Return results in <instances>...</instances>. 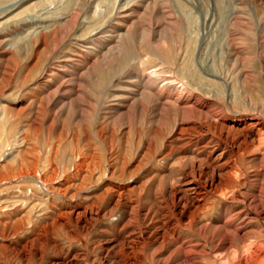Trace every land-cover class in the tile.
Returning a JSON list of instances; mask_svg holds the SVG:
<instances>
[{"label":"rangeland","instance_id":"obj_1","mask_svg":"<svg viewBox=\"0 0 264 264\" xmlns=\"http://www.w3.org/2000/svg\"><path fill=\"white\" fill-rule=\"evenodd\" d=\"M77 1L60 0L58 9L51 5L47 10L71 18L79 9ZM179 1L193 17L190 25L182 27L175 21L165 27V35H160L156 30L161 28L159 21L157 25L144 24L141 30L136 29L137 35L122 49L120 57L117 51L111 53L114 59L104 55L110 51L108 47L89 59L93 69L90 74L82 70L71 75L67 69L76 53L82 52L81 46L93 42L90 30L87 37L73 31L68 42L67 38L58 39L55 46L44 38L52 33L47 29L30 47L24 44L23 49L7 52L0 47V264H175L179 257L170 254L175 239L188 244L185 247L196 242L191 246L193 250H204L203 258L194 255L195 260H202L199 264H217L207 246L208 239L195 230H202L204 222L217 224L226 205L241 209L242 200L248 202L259 187L264 189V139L260 143L255 140L253 145L247 140V146L240 144L241 138L235 142L226 127L218 126H228L226 120L216 115L220 109L226 113L233 109L264 122V0L241 7L235 0ZM235 6L244 14L235 11ZM166 7L164 10H168ZM84 9L80 11L83 18L87 7ZM3 10L0 8V40L7 32L20 29L22 22L33 24L47 12L45 8L28 9L18 16L19 10L2 13ZM115 12L116 8L107 14ZM237 15L245 16L241 24L240 19H235ZM130 24L122 26L121 32L136 26ZM133 60L139 71L153 70L159 80L154 84L160 85L164 78V85L182 82L193 97L191 101L217 107L216 113L212 112L215 115L208 114L205 108H184L185 96L172 99L171 104H161L162 108H157L150 98L110 106L114 104L111 97L120 93L114 81L122 69L126 73L131 70ZM139 61L145 66L139 68ZM256 133H264V123ZM200 140L212 144L217 141L232 153L231 179L239 184L234 187L235 196L228 193L227 199L210 190L220 173L212 163L197 161L191 169L187 162L191 155L187 150L191 148L186 147ZM10 158L14 166L7 161ZM156 158H163V162L158 164ZM177 159L187 162L185 168ZM155 168L160 178H152ZM183 169L199 175V180L204 181H200L202 186L209 188L204 200L210 210H194L190 200L177 193L179 187L171 180L177 181L176 174ZM263 193L264 190L256 197L260 199L258 209L264 213ZM234 197L241 202H232L230 198ZM189 213L196 214L192 225H188ZM263 217L246 228L251 231L246 239L256 240L254 249L241 250L225 264H264ZM115 224L121 233L107 253L102 232L112 231ZM123 224L131 232L130 237L123 232ZM154 230L160 236L153 235Z\"/></svg>","mask_w":264,"mask_h":264},{"label":"bare ground","instance_id":"obj_2","mask_svg":"<svg viewBox=\"0 0 264 264\" xmlns=\"http://www.w3.org/2000/svg\"><path fill=\"white\" fill-rule=\"evenodd\" d=\"M237 1L238 0H235V3L237 5L239 4L240 7H241V5H243L245 3L248 4L250 1H253L254 2L256 0H239V3H237ZM77 2H78V8L79 9H77V11L74 13L73 17H71V18H69V17L67 18L66 17L65 18V17L59 16L60 15L59 13H56L55 14V13H52L53 11H50V9L47 10V8L48 7H51V5H54L55 6V9H58L57 7L59 6L58 4L60 3V0H0V4H1L0 5V8H2V9L4 8V10H3L4 12H2V13H6V12L10 11L11 9L13 11L14 10H19V12L17 13V15L19 16V14L22 11H26L28 9H33V11L35 9L36 10L38 9V11H41V10H43V8H45L47 10V12L43 14L42 19L40 18L42 16V14H40V17L39 18L41 20H37L33 24H30L29 22H27V24H26V21H24V22H22V24L20 23L21 24L20 29H18V30L17 29L12 30V31H10L11 33H8L7 32V34L3 35V37L0 40V43H1L0 44V47H1V49L3 50V52H7L6 50H9V49H14V50L23 49L25 47L24 44L26 46H29L30 47L31 46L30 43H32V41H34V40L35 41L38 40L39 39V36L41 34L44 35V33H46V30L47 29L51 30L50 32H52V33H51L50 36H46L47 34H45L44 35L45 36L44 38H45V40H50L51 44L54 45V46H55L54 42L56 43V40H58V39H60V40L62 39L63 40V39H66L67 38V41L66 42H68V40L71 38V35L70 34L73 31H79V34H80L79 36H81V35L82 36H86V34H88V31L90 30L89 31V35L91 37H93V40L92 41L93 42L95 41V43L91 42V43H88L86 45L81 46L82 49L80 48V50H82V52L76 53V56H75L76 58L73 59V60H70L69 61L70 64H67V69L68 70L69 69L71 70V75L73 73L76 74L77 71H82V70L86 71V74H88V73L90 74V73H92V70L93 69L91 68V65H90L91 62L88 61L89 59H93V58L97 57V53H99L100 50H103V49L108 48V47H110L109 48L110 51L108 52V54L107 53H104V55H106V56L109 57V55H111V53H114V52L117 51L116 53H118V54H116V55H118L120 57L121 54H122V52H123L122 49H124V48H126V47L129 46V43L132 41V38L135 37L134 34L137 35L136 33L138 31H136V29L137 30L138 29L141 30V27L144 24L145 25L146 24L149 25V24H151L153 22H156V25H157V23L159 21L158 24H159V27L161 25V28L160 29L157 28L156 30L159 31V34L160 35H162V34L165 35V32H166V28L165 27L168 26V25H172L173 23H175V21L177 22V24L180 23L182 25V27H185V25L193 22V17L191 15H189L188 13H186L187 11L185 12V9L183 8V6H182V4H181V2L179 0H110V1L109 0H78ZM236 4H234V5H236ZM110 6H111L112 9L109 8ZM166 6H168V10L167 9L164 10V8H167ZM84 7H87V10L85 12V18H83L84 16L82 15V13H80V11L85 10ZM240 7L235 6L234 7L235 8V11L238 10V13L244 14L243 11H242V8L240 9ZM115 8H116L115 14H112V15H108L107 14V12L109 10H115ZM47 14H49L50 16L47 15ZM101 14L103 15L102 17H101ZM105 14H107V15H105ZM46 15H47V17H45ZM33 16H35V15H33ZM28 17H30V16H28ZM235 17H236L235 19L237 20V22H238V19H240L239 20V22H240L241 19L244 20V17L245 16L243 17L242 15H237ZM81 18H83V20ZM174 18H176L177 20H175ZM5 22H7V20L6 21L5 20L3 21L4 24H5ZM130 23H132V24L135 23L136 26L133 25L134 27H133L132 30L129 29L128 32L122 33L121 32L122 26H125V24H130ZM132 24H130V26ZM240 24H241V22H240ZM156 25H155V27H156ZM188 29H189V27H188ZM157 33H155V34H157ZM115 40H117L119 42L118 45H115L114 44L113 46H110L114 42L117 43V41H115ZM33 44H35V43L33 42ZM46 44L47 43H44V45H46ZM120 45H121V47H120ZM114 48L115 49H118V50H115ZM111 57L113 59L115 58L114 55H111ZM134 61L135 60L132 61V65L130 67L131 70L126 73L125 69L124 70L122 69L120 71L122 73H120L119 78L118 79L116 78L117 80L114 81L115 86L117 87L116 90H120V93H118L117 95L111 97V98H113V103L114 104H111L110 106H116V103L117 104L118 103L119 104L120 103L123 104L124 102H125V104H128L130 101H134L137 98L141 99L142 101H147V99L150 98V99H153L154 100V102H152V103H154L155 106L158 108V107H161L162 106L161 104H165V103H168L169 104L172 101V99H174V101H177V100L182 99V96L183 97L185 96V98H184L185 101L183 100V105L184 104H186V105L183 106L184 108H187L188 109V108L194 106L196 108H199V110L205 108V110H206V112H208V114L209 113H212V112L216 113V110L215 109H217V107L213 108V105H210L208 103H207L208 105H206V104H199L198 102H196L197 100L195 98L194 99L196 101H191L193 99V97L190 95V92L187 91L188 88L182 82H181V85H177V86H174L172 83H165V85H164V81H166L165 78H164V80L163 79L160 80V82H163L160 85L159 84H154V82L156 80H158V79H156V77L153 76V70L151 72H147V70L139 71L138 67L134 64ZM139 63L141 64V65H139V68H142V66H145L144 63H143V61H141V62L139 61ZM86 66H89L90 68H88L87 70H85L86 69ZM93 66H94V64H93ZM135 69H137L140 74ZM123 71H125V72H123ZM134 71L137 72L138 74L134 73ZM80 76H83V75H81V73H80ZM72 77H74V76H72ZM60 80H63V79H60ZM64 81H66V80H64ZM67 82H68V80H67ZM75 82H77V81H75ZM171 82H173V81H171ZM72 84H68V85H72ZM179 84H180V82H179ZM62 86H63V84H62ZM74 87H77V86H74ZM79 89H81V88H79ZM140 89H143V91H141L142 92L141 94L139 93ZM62 96H63V94H62ZM139 103H137V104H139ZM122 107H124V106H122ZM251 108H252V106H251ZM196 110H198V109H196ZM184 111L185 110H183V112ZM227 111H228L227 113L224 112V111H222L221 109L217 111V112H219V113L216 114L217 117L220 118V119L226 120V122L228 123V126H226V125L223 126L221 124H219L218 126L221 129H224V127H226L227 130H228V132L233 135V136L231 135V137L234 139V141L236 140L235 142H238V141L240 142V140L242 139L241 140L242 142H240V144H242L244 146H247V142H246L247 140H249V143H251L252 145L254 144V141L255 140L257 142L259 141V143L261 141H263L262 139H264V133H261V134L260 133L259 134L256 133L258 135H254V132L256 130L259 132L261 126L264 123L263 121H261L257 117H253V116H250L248 114H245V113H242V112H239V111H236V110L234 111L233 109L227 110ZM200 112L201 111H199V113ZM214 113H212V114H214ZM184 114H186V113H184ZM185 116H187V115H185ZM244 130L246 131V133L242 134V131H244ZM254 136H256V138H254ZM238 139H240V140H238ZM213 142L215 144L209 143L206 140H204V141L203 140H200V141L194 142L192 146H187L186 148H191L190 150H187V153L188 154L189 153L191 154L190 156H187V160H188L187 162H189L188 164L191 166V169H192V166L197 161H204L205 160V161H208V162L212 163L215 166L216 170L218 169V171L220 173L217 174V179L215 180L213 187L211 185L212 188H210V190H212L213 194H214V192L216 194L220 193L219 195L224 196V198L227 197L226 194H228V193H230L231 196H233L234 195V192H236V191H234V187L236 185H239V184H237V183L235 184L233 182L234 179H233V181L231 179V174H232L233 171H231V169L229 167V163H230L229 157H232V153L231 152L229 153L228 150H226L223 146L219 145L217 143V141L216 142L213 141ZM224 142H226V141H224ZM206 147L209 148V150H206ZM244 150H246V148ZM30 153H32V152H30ZM23 154H25V152ZM228 154H229V156H228ZM28 155H29V153H28ZM237 157H238V155H237ZM162 159H157L156 158L157 163L158 162L159 163L160 162H163ZM13 160H14L13 158H10L7 161L11 163L10 165L14 166L15 163H14ZM173 161H175V160L173 159ZM231 161H233V160H231ZM234 161L236 162L235 159H234ZM177 162L179 164H181L182 161L180 159L179 160L177 159ZM187 162L186 163L185 162H182V166L184 167V165L187 164ZM164 163H165V161H164ZM174 163H176V162H174ZM174 163H172L171 165H173ZM158 164H156V165L159 166ZM166 164H167V161H166ZM197 164H198V162H197ZM202 164L203 163H201V166H202ZM153 166H155V165H153ZM174 169L175 168L173 167L172 171H174ZM11 170H12V168H11ZM153 170H154V172L152 174L154 176H152V178L153 177H157V178L159 177L160 178L162 176V175L159 174L160 173L159 172V169H156L155 168ZM193 170H195V169H193ZM6 171H8V170H6ZM14 171H15V169H14ZM176 171H178V170H176ZM212 173H213V171H212ZM198 174H200V173H198ZM176 176H178V177H176V180L177 181H175V179H174V180H171V182L172 181L176 182L177 186L179 187V191L177 190V193H181L182 194L181 197H184V198L187 197L190 200V203H191L190 205L193 206L194 210H198L199 211V210H210L211 209L210 208L211 206L209 207V205L207 204L208 202L205 203L206 200H204L207 197V194H208L207 193V190L208 191H210V190H209V188H206V187L202 186L203 185V184H201L202 181L199 180L200 178H198V177H200L199 175H198V177H196L195 176V173H193V171H191V170L186 171L185 169H183L181 171V174L180 175H177L176 174ZM16 177H17V175H16ZM253 177H256V175H254ZM254 179H256V178H254ZM161 180H162V178H161ZM205 183H207V182H205ZM209 186H210V184H209ZM261 188L262 187H259L256 190V194H253V195L251 194V196L249 197V201L248 202H243V200L241 199L242 200V204H243V206H242L241 209H237V210L235 209L234 210L232 208V206H230V205H226L224 208H222L221 209L222 211L219 213V216L216 219V220H218L217 221V224H215V225H210V224L207 225L208 223L205 224V222H204V224L201 226L203 228L202 230L198 231L199 229H201V228H199L197 230L198 231L197 232L195 230L196 228L194 229L195 232L198 233L200 236H202L203 239L204 238L205 239L206 238L208 239L207 246L209 247L210 254L212 253V257L214 259H216L214 261H216L217 264H221L223 262L225 264V262L228 261V260H230L232 257H235L236 258L240 254V251L241 250H243L242 252H248V251H252V249H254V246H255L254 243L256 242V240L255 239H252L253 237H249V236H248L249 238L246 239L247 234L251 232V231H247L246 228H247V225L249 223H252L253 221H256L257 222L258 219H260V217L262 215H264L262 209H258V203H260V199H258L256 197L258 195H260V196L262 195V190H264V189L262 188V190H261ZM221 196H219V197H221ZM180 198H179V200H180ZM234 198H230L231 200H233L232 202H234V203L241 202V201H238L237 198H235V200H234ZM87 199L88 198L86 197V199H84V200H87ZM227 199H228V197H227ZM244 199H245V197H244ZM179 200H178V202H179ZM182 200H183V198H182ZM228 201H226V202H228ZM185 206H186V204H185ZM79 212L77 211L78 214H79ZM78 214H77V217L79 216ZM181 214H183V213H181ZM189 214H190V216L187 215L188 216L187 218L189 220L188 221V225H192L195 222V220L197 219L195 217L196 214L195 213H189ZM197 215L199 216V214H197ZM97 216H98V214H97ZM77 217H75V218H77ZM18 221H19V219H18ZM123 227H122L123 230H124L123 232L126 233V235L128 237H130L131 236V232H128V230H129L128 227L125 228V224H123ZM185 228H187V227L185 226ZM189 228H190V226H189ZM117 229H116V224H115L112 231H109V230L105 229L102 232V234L105 237L104 238L103 245H104V249L107 250V253H108V251H110L111 249L114 248L113 243L117 241L116 238L121 233V231H118ZM190 230H192V228ZM165 232H167V231L165 230L161 234L162 235H165ZM159 233L160 232L158 230H154L153 235L157 236ZM142 235H139V236L141 237ZM151 235H152V233H151ZM158 236H160V235H158ZM176 237H179V236H176ZM161 240H162V238H161ZM175 240H176L175 241V245L173 246V249L170 252L171 256L179 257L178 258V261L175 264H199L200 261H202V260L201 259L199 261L197 259L195 260L194 259V255H197V256L202 257V258L206 255V253L204 252V250L203 251L202 250L196 251L195 249L193 250L192 247L196 245L195 244L196 242L194 244H190L189 243L190 246H186L185 247L184 244H186V243H184V242L182 243V240H178V239H175ZM153 241H154V239H153ZM133 243H131V244H133ZM172 243H174V242L172 241ZM240 244H244L243 247H241ZM186 245H188V244H186ZM239 245H240L241 248L239 247ZM228 250H231V252L230 251L228 252ZM55 263H57V262H55Z\"/></svg>","mask_w":264,"mask_h":264}]
</instances>
